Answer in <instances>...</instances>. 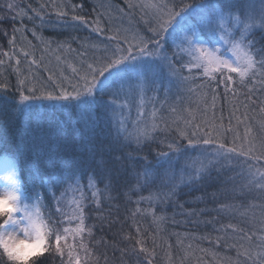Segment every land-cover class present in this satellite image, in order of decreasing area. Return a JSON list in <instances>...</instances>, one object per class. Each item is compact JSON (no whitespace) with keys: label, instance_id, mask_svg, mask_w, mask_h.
I'll return each instance as SVG.
<instances>
[{"label":"snow or ice","instance_id":"1","mask_svg":"<svg viewBox=\"0 0 264 264\" xmlns=\"http://www.w3.org/2000/svg\"><path fill=\"white\" fill-rule=\"evenodd\" d=\"M124 3L127 11H118L128 17L138 13L143 30L132 26L105 30L100 17L90 22L75 14L82 4L71 5L70 19L78 22L72 26L88 27L107 41L89 45L98 53L90 59L69 63L56 54L64 44L53 50L50 42L37 37L44 44L42 53L53 52L57 64L70 69L69 74H53L44 66L43 54L37 59L30 41L27 49L16 46V34L23 39L28 31L25 19L38 18L43 27L42 10L49 5L40 4L38 10L17 0H0V23L20 22L11 34L2 32L9 37V50L0 46V70L15 74L16 83L0 80V140L21 125L15 147L10 154L5 148L0 160V264H100L101 258L90 247L96 225L87 223V209L100 213L96 219L103 230L105 220L108 226L117 222L104 216L103 208L107 203L111 209V202L120 199L114 193L122 187L132 193L156 188L147 199L162 203L183 187L210 180L213 171L219 178L233 165L241 180L229 177L224 186L233 196H255L259 203L241 204L238 212L243 217L251 212L255 220L252 210L259 209L260 226L249 231L231 223L224 227L244 241L225 245L235 250V258L225 257L224 264H264V103L251 109L259 119L249 116L247 103L257 91L264 93V0ZM51 7L58 17L69 16L63 6ZM32 35L37 36L35 28ZM67 49L74 51L70 44ZM22 63L27 72L21 71ZM33 66L44 67L46 79H38ZM221 89L225 99L243 92L245 111L236 117L238 124H245L243 136L231 126L238 108L230 113L227 126L222 115L216 116ZM133 108L136 118L130 128ZM44 113H60L64 119L45 120ZM73 113H78L79 142L69 136L70 123L61 126ZM253 124L259 133L253 132ZM171 132L176 135L169 139ZM153 143L159 147L155 163L148 155H133ZM132 145L136 147L127 151ZM196 147L200 156L189 160L186 148ZM180 161L184 163L178 167ZM140 211L137 207L131 216ZM150 211L155 218V208ZM133 226L135 237L128 234L124 239L131 242L134 254H143L145 264H153L154 248L145 246L134 219ZM220 241L218 237V247ZM188 249L179 264L192 255L191 244ZM121 252L126 255L127 249ZM174 259L169 252L168 264Z\"/></svg>","mask_w":264,"mask_h":264},{"label":"trees","instance_id":"2","mask_svg":"<svg viewBox=\"0 0 264 264\" xmlns=\"http://www.w3.org/2000/svg\"><path fill=\"white\" fill-rule=\"evenodd\" d=\"M17 3L24 7L31 4L33 8L38 10L40 4L49 5L48 8L42 10L45 20L43 27L40 26L41 21L38 18L33 21L25 19L24 24L27 26L28 31L23 34V39H21V33L16 34V46L17 48L24 46L27 49L28 42L30 41L35 46L33 50L37 59L43 54L44 66L51 70L53 74H58L60 71L69 74L70 69H67L63 63L58 65L53 52L42 53L44 44L37 37L50 42V48L53 50L56 49L58 44H64L65 48L56 54L61 55L69 63H78L80 59H90L93 55L98 54L96 49L89 47L90 44H99L102 41L107 43V41H104L103 36L92 32L88 27L72 26L78 25V22L71 21L70 19V16L73 14L71 5L82 4L83 9L77 8L75 14L84 15L90 22L96 17H100V26L105 30L116 26L125 28L130 26L139 27L141 30L144 27L139 23L138 13H134L131 17H128L118 11L121 8L127 11L124 0H17ZM53 3L63 6L69 12V16L58 17L56 15L57 9L51 7ZM31 14L29 12V15ZM13 27H20V22L18 20H5L0 23V46L3 47L4 51L9 50V37L3 35L2 32L6 30L11 34ZM33 28H35L37 36L32 35ZM69 44L74 51L67 49V45ZM81 53L85 55L81 56ZM27 70V66L22 63L21 71L27 72ZM0 71L4 73L3 76H0V80L6 78L11 85H15V74H11L6 70ZM32 72L40 80L46 79L48 74L44 71V67L37 69L33 66ZM160 99H163L162 95ZM210 103L211 101L209 100ZM244 103L243 92L237 97L225 99L222 89L220 99L216 101V116L219 118L222 115L226 126L229 122L230 113L235 108L239 109V111L235 112V116L231 118V126L241 136L244 134L245 124H238L236 117H239L245 111L243 107ZM247 103L250 109L249 116L259 119V114L251 111V109H255L261 103H264V93L257 91L253 96L249 97ZM2 107L6 108L7 106L2 105ZM135 113V109L133 108L129 121L130 128L133 119L135 120L136 118ZM209 115L211 114L209 113ZM77 116L78 113H73L70 121H66L61 126L68 127L70 123L71 127L68 128L69 136L70 138H74L76 142H79L81 128L76 125ZM0 118L3 117L0 116ZM43 119L59 122L64 117L60 113L54 115L44 113ZM249 122L246 121L245 123ZM20 131L21 125L17 124L15 128L9 130L6 136L0 140V159L5 155L3 151L5 148L8 150V154L11 153L17 142V134ZM259 131V128L253 124V132L259 133ZM175 135V132H171L168 134V138L171 139ZM158 136L161 139L164 138V134H158ZM229 139H231V133H229ZM135 147V145H132V148L127 149V151H132ZM158 150L157 143H153L150 149L144 147L143 152H133V155L138 157L148 155L149 160L155 163L156 152ZM200 151V147L186 148L189 160L199 157ZM183 163L184 161H180L178 167L182 166ZM232 169V171L225 169L219 178L216 172L213 171L210 180L191 187H183L175 197L162 203L147 199L150 195L156 194V188L132 193L122 187L120 193H114V195H120V199L111 202V209H109L107 203L103 208V215L110 219H115L117 222L108 226L107 220H105L103 230H101V222L96 219L100 213L95 208L87 209V223L96 225V228L93 229L94 239L90 247L101 258L100 264H105V256L107 257V264H145L143 254H134L130 247L131 242L124 239L128 234L135 237L133 219L135 220V226L141 228V234L146 240L145 246L154 248L156 259L153 261V264H168L167 254L169 252L175 258L173 264H179V258L189 251V244L192 245V255L185 261V264H224L225 257H232L234 259L235 250L225 245L240 244L244 243V241L239 239V233H233L231 229H228L227 232L223 231L224 227L231 223L237 227L244 228L245 231H249L250 229L255 230L259 228L260 225L259 209L252 210V212L257 214L255 220L251 219V212L249 213V217H243L238 212L241 204L259 203L255 199V196L250 195L246 198L233 196L230 188L224 186V181L229 177H235L238 183L241 180L237 174L238 168L233 165ZM164 190L166 191L167 189ZM126 192L128 193L127 195H122ZM213 194H215V197H213ZM141 196L145 199L141 200ZM137 201H140V203L137 204ZM221 204L236 205L237 207L226 210L220 207ZM137 207L141 211L133 218L131 214ZM150 208H155V218L151 214ZM161 216L163 220L159 219ZM218 237L221 238L219 247L216 244ZM101 239L105 242L97 244L96 241ZM169 244L172 245L171 249L168 248ZM121 249H127V254L122 255Z\"/></svg>","mask_w":264,"mask_h":264},{"label":"rangeland","instance_id":"3","mask_svg":"<svg viewBox=\"0 0 264 264\" xmlns=\"http://www.w3.org/2000/svg\"><path fill=\"white\" fill-rule=\"evenodd\" d=\"M136 114V113H135ZM133 121H135L134 119H133ZM3 159V157L0 159V160H2ZM3 170H1L0 172H2Z\"/></svg>","mask_w":264,"mask_h":264},{"label":"bare ground","instance_id":"4","mask_svg":"<svg viewBox=\"0 0 264 264\" xmlns=\"http://www.w3.org/2000/svg\"><path fill=\"white\" fill-rule=\"evenodd\" d=\"M2 169H0V171H1Z\"/></svg>","mask_w":264,"mask_h":264}]
</instances>
